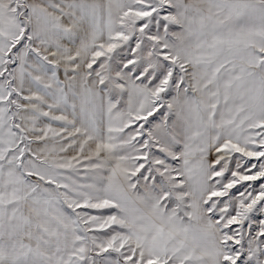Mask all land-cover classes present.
Listing matches in <instances>:
<instances>
[{
    "label": "snow or ice",
    "instance_id": "1",
    "mask_svg": "<svg viewBox=\"0 0 264 264\" xmlns=\"http://www.w3.org/2000/svg\"><path fill=\"white\" fill-rule=\"evenodd\" d=\"M0 264H264V0H0Z\"/></svg>",
    "mask_w": 264,
    "mask_h": 264
}]
</instances>
